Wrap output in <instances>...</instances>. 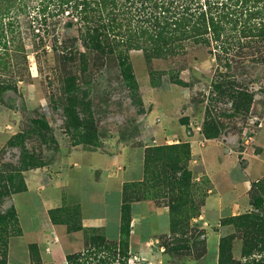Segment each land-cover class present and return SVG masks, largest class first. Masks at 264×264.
<instances>
[{
  "label": "rangeland",
  "instance_id": "rangeland-1",
  "mask_svg": "<svg viewBox=\"0 0 264 264\" xmlns=\"http://www.w3.org/2000/svg\"><path fill=\"white\" fill-rule=\"evenodd\" d=\"M117 4L108 40L104 22L94 32L98 12L85 24L71 8L52 18L59 25L31 26L50 16L44 9L0 29V174L18 172L0 196V256L68 264L97 236L118 243L127 227L129 264H264V29L238 24L225 48H165L139 21L138 0ZM83 121L97 147L76 138ZM168 146L189 172L180 208L150 184L124 204V185L161 169L170 152L153 150ZM175 224L181 239L195 234L190 255L165 247Z\"/></svg>",
  "mask_w": 264,
  "mask_h": 264
},
{
  "label": "trees",
  "instance_id": "trees-1",
  "mask_svg": "<svg viewBox=\"0 0 264 264\" xmlns=\"http://www.w3.org/2000/svg\"><path fill=\"white\" fill-rule=\"evenodd\" d=\"M117 1L120 0H0V29L20 27V13H27L29 16L32 10L41 13L44 9L46 11L50 10V16L45 18L33 17L31 26L41 30L43 27L59 25L61 22L54 21L52 18L61 16L71 8L85 24H88L89 19L88 17L84 18V14L98 12L100 18L96 19L98 25L94 27V32L98 33L102 30V25L99 22H104L103 25H108L106 26L108 30L104 29L103 34L105 39L108 40L110 37L117 35L118 18L115 16L116 10L119 8ZM138 2L140 7H136V10H139V21L156 32L151 40L165 48L173 47L184 41H192L204 46L216 43L217 46L225 48L234 42V39H231L227 32L236 29L238 24L241 25L238 30L242 32L264 29V4H262L264 0H232L228 2L207 0L203 4L200 0H138ZM121 7H124V5H121ZM129 7L132 8L133 6ZM0 40H2V36H0ZM240 95L244 100L252 103V98L248 94L240 93ZM75 129H78L76 138L78 137L79 140L97 147L95 145L97 136L94 126L83 121L77 123ZM171 148L173 147L168 146L166 149L159 147L153 151L165 153L170 152ZM168 154L170 155L167 156L161 169L148 171L144 180L140 182L124 185V204L141 201L142 198L139 196L141 187L150 184L154 188H165L163 195L169 198L168 206L172 212L175 213L180 208L177 203L181 202L183 196H185L186 189L183 190V188L184 186L186 188L189 172L182 164L184 161L182 152L175 155L171 152ZM152 161V155L147 157L148 164L150 163L153 167ZM149 173L151 174L150 177ZM17 174L18 172L12 169L6 171V174H0L1 197L11 192V187H8L6 182H13ZM19 191L21 190L18 188L13 190L14 193ZM6 221V217L0 215V226ZM176 229L177 225L175 224L172 226L174 235L171 236H173V240L169 239L171 237H166L165 247L169 250L171 248L172 251L178 254L186 251L190 255V245L188 246L186 243L194 244L195 234L181 239L177 236ZM221 245L223 247V242ZM248 254L249 252H246L244 256H248ZM195 257L199 258L198 256ZM130 259V231L127 227H123L118 243H112L103 236H97L91 240L89 248L85 252H77L67 256L68 264H113L116 261L121 264H129ZM0 264H7V258L0 256Z\"/></svg>",
  "mask_w": 264,
  "mask_h": 264
},
{
  "label": "crops",
  "instance_id": "crops-1",
  "mask_svg": "<svg viewBox=\"0 0 264 264\" xmlns=\"http://www.w3.org/2000/svg\"><path fill=\"white\" fill-rule=\"evenodd\" d=\"M109 183H112V180H108V183L106 182V185L107 186H109ZM154 209H151L150 211H151V214L152 213H154V212H156L155 211V209H156V207H153ZM89 219H85V226H99L98 225V220H95V219H90L89 221H88ZM89 222V223H88Z\"/></svg>",
  "mask_w": 264,
  "mask_h": 264
}]
</instances>
